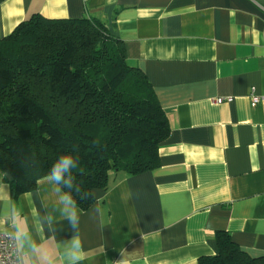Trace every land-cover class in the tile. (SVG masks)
<instances>
[{"label": "crops", "instance_id": "crops-1", "mask_svg": "<svg viewBox=\"0 0 264 264\" xmlns=\"http://www.w3.org/2000/svg\"><path fill=\"white\" fill-rule=\"evenodd\" d=\"M37 14L109 24L170 126L157 169L113 175L79 208L82 264H199L219 233L264 257V103H251L264 96V0H0V38ZM0 187L29 218L40 210L43 179Z\"/></svg>", "mask_w": 264, "mask_h": 264}, {"label": "trees", "instance_id": "trees-1", "mask_svg": "<svg viewBox=\"0 0 264 264\" xmlns=\"http://www.w3.org/2000/svg\"><path fill=\"white\" fill-rule=\"evenodd\" d=\"M170 135L164 109L146 75L128 62L124 43L99 19L34 15L0 38V169L16 195L38 183L60 154L73 170L85 211L95 189L113 175H139L160 166V145ZM36 166L24 169L22 158ZM218 254L199 264H264L226 233Z\"/></svg>", "mask_w": 264, "mask_h": 264}, {"label": "clouds", "instance_id": "clouds-1", "mask_svg": "<svg viewBox=\"0 0 264 264\" xmlns=\"http://www.w3.org/2000/svg\"><path fill=\"white\" fill-rule=\"evenodd\" d=\"M20 166L34 168L36 161L27 156ZM77 167L78 161L71 154L58 156L43 174L42 191L34 194L40 201V210L30 218L13 199L0 194V264H82L85 255L80 235L81 213L73 196L80 192L72 175ZM11 178L7 169H0V184ZM65 221L71 235L60 239L59 226ZM117 264H123V259Z\"/></svg>", "mask_w": 264, "mask_h": 264}, {"label": "built area", "instance_id": "built-area-1", "mask_svg": "<svg viewBox=\"0 0 264 264\" xmlns=\"http://www.w3.org/2000/svg\"><path fill=\"white\" fill-rule=\"evenodd\" d=\"M221 102H223V99L218 100V103ZM251 103L253 107L257 106L258 104L264 103V96L256 95L253 93L251 95Z\"/></svg>", "mask_w": 264, "mask_h": 264}]
</instances>
